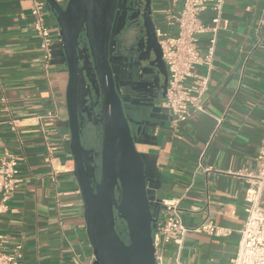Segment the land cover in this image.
<instances>
[{"label": "crops", "instance_id": "crops-1", "mask_svg": "<svg viewBox=\"0 0 264 264\" xmlns=\"http://www.w3.org/2000/svg\"><path fill=\"white\" fill-rule=\"evenodd\" d=\"M169 1L154 0L157 18ZM224 16L230 25L219 34L208 112L174 125L163 100L143 96L128 116L140 126L134 133L151 195L180 199L189 228L179 250L166 247L164 264H231L247 220L246 172L256 171L264 149V0H226ZM44 20L60 31L49 6ZM40 44L32 1L0 0V158L5 150L15 155L22 179L0 215V235L8 248L24 243L23 264H94L71 151L68 69L59 51L46 68ZM53 110L57 118H40ZM82 137L86 148L100 149L98 126L84 125ZM48 147L60 170L55 179ZM207 221L231 233L196 231Z\"/></svg>", "mask_w": 264, "mask_h": 264}, {"label": "water", "instance_id": "water-1", "mask_svg": "<svg viewBox=\"0 0 264 264\" xmlns=\"http://www.w3.org/2000/svg\"><path fill=\"white\" fill-rule=\"evenodd\" d=\"M46 1L56 16L62 40L53 55L58 51L64 55L69 74L66 100L71 151L84 200L87 233L96 257L94 264H158L153 230L161 199L148 189L145 161L111 65V38L120 0H67L65 4ZM146 23L155 67L164 75L166 88V64L155 39V24ZM86 50L94 79L84 74ZM89 100L90 105H86ZM86 119L100 128L99 150L84 145ZM118 220L126 227L127 239L122 237Z\"/></svg>", "mask_w": 264, "mask_h": 264}, {"label": "built area", "instance_id": "built-area-1", "mask_svg": "<svg viewBox=\"0 0 264 264\" xmlns=\"http://www.w3.org/2000/svg\"><path fill=\"white\" fill-rule=\"evenodd\" d=\"M34 29L40 38L45 67L54 59L53 51L61 44L60 31L54 35L44 20L48 9L46 0H31ZM67 1V0H66ZM65 0H60L63 4ZM226 0H170L161 17L155 15L156 37L162 51V58L168 73V90L162 107L173 118L174 125L207 113L206 94L210 89L212 70L216 59L219 34L229 28L224 16ZM264 23V19L262 20ZM207 37L203 44L202 38ZM57 110L40 116L57 118ZM218 126L223 118H216ZM53 147H48L46 161L52 168L55 179L60 170L56 167ZM256 171L246 172L249 186L245 196L247 220L241 231L239 247L231 264H264V149L258 156ZM0 215L9 210V201L21 185L18 160L8 150L0 158ZM180 199L161 198L162 208L153 230L158 264H164V250L175 245L179 250L189 228L184 225L179 207ZM120 231L127 239L126 227ZM196 231L210 235L226 236L231 230L220 227L212 221L203 223ZM0 235V264H23L24 243L19 241L8 248Z\"/></svg>", "mask_w": 264, "mask_h": 264}, {"label": "flooded vegetation", "instance_id": "flooded-vegetation-1", "mask_svg": "<svg viewBox=\"0 0 264 264\" xmlns=\"http://www.w3.org/2000/svg\"><path fill=\"white\" fill-rule=\"evenodd\" d=\"M156 12L154 9V0H120L114 28L111 38L110 57L113 74L116 80L117 88L123 101L126 115L132 114V107L143 106V96L150 100H164L168 90V73L166 88L164 86V75L158 73L155 67L154 57H152L151 46H149L147 33L148 24L156 22ZM155 39L156 27H154ZM128 33L127 38L124 34ZM85 37L82 39V46H85ZM159 43V42H158ZM151 54V55H150ZM87 63L84 74L88 78L94 79V70L91 59L89 60L88 50L84 52ZM92 86V83H90ZM94 92V90H93ZM140 92L142 94H140ZM145 94V95H144ZM132 97V98H131ZM86 98H89L88 96ZM129 98H137L135 104H131ZM135 99V100H137ZM148 103V102H146ZM90 105V100L86 103ZM84 125H91L84 122ZM131 127H140L131 122Z\"/></svg>", "mask_w": 264, "mask_h": 264}, {"label": "trees", "instance_id": "trees-1", "mask_svg": "<svg viewBox=\"0 0 264 264\" xmlns=\"http://www.w3.org/2000/svg\"><path fill=\"white\" fill-rule=\"evenodd\" d=\"M121 224L122 222L118 220L117 226L119 227V230H120V226H122Z\"/></svg>", "mask_w": 264, "mask_h": 264}, {"label": "rangeland", "instance_id": "rangeland-1", "mask_svg": "<svg viewBox=\"0 0 264 264\" xmlns=\"http://www.w3.org/2000/svg\"><path fill=\"white\" fill-rule=\"evenodd\" d=\"M128 36H129V34H128V33H125V34H124V37H125V38H127Z\"/></svg>", "mask_w": 264, "mask_h": 264}]
</instances>
